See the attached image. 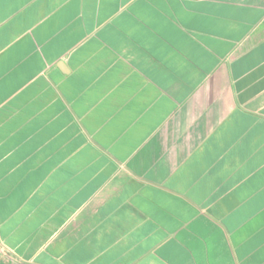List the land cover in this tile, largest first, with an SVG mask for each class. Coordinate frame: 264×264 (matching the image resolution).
<instances>
[{
    "label": "crops",
    "instance_id": "obj_1",
    "mask_svg": "<svg viewBox=\"0 0 264 264\" xmlns=\"http://www.w3.org/2000/svg\"><path fill=\"white\" fill-rule=\"evenodd\" d=\"M0 264H264V0H0Z\"/></svg>",
    "mask_w": 264,
    "mask_h": 264
},
{
    "label": "rangeland",
    "instance_id": "obj_2",
    "mask_svg": "<svg viewBox=\"0 0 264 264\" xmlns=\"http://www.w3.org/2000/svg\"><path fill=\"white\" fill-rule=\"evenodd\" d=\"M3 257H6L4 251L2 250V247L0 246V261L2 260Z\"/></svg>",
    "mask_w": 264,
    "mask_h": 264
}]
</instances>
